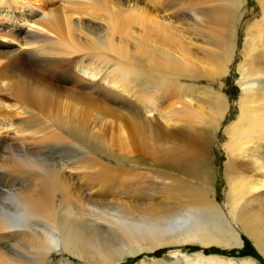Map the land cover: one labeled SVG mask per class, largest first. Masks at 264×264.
I'll use <instances>...</instances> for the list:
<instances>
[{
	"label": "bare ground",
	"instance_id": "6f19581e",
	"mask_svg": "<svg viewBox=\"0 0 264 264\" xmlns=\"http://www.w3.org/2000/svg\"><path fill=\"white\" fill-rule=\"evenodd\" d=\"M66 1L74 8L65 21L55 11L34 7L36 0H0V233L13 242L12 255L3 254L0 264H64L66 256L72 260L67 264H258L251 257L238 260L204 251L239 249L245 235L264 258V204L255 206L252 199L264 190V149L262 143L255 155L242 149L245 132L264 130V111L251 117L246 109L239 119L245 128L232 125L230 130V152L219 170L228 186V220L214 200L219 165L209 125L227 122L226 97L219 93L202 103L187 100L185 110L159 112L157 100L165 103L173 95L156 90L155 97L148 96L116 76V71L120 76L134 72L136 78L143 76L138 79L143 87L149 81L141 68L117 64L118 57L129 58L113 45L120 3ZM136 1L128 0L131 15ZM155 8L161 52L173 58L148 56L150 71L195 77L182 32L166 19L164 6ZM97 13L104 14L99 16L104 21L100 33L97 19L90 17ZM80 14L90 15L91 23ZM72 16L76 18L70 20ZM58 26L66 37L54 33ZM225 36L224 29L216 28L212 37L227 45ZM176 44L177 51L166 53ZM221 49L220 58H225L227 48ZM82 52L86 57L81 58ZM102 63L111 65L106 75ZM7 98L16 104L7 106ZM181 117L188 123L177 121ZM90 122L97 131L88 129ZM48 123L68 139H42ZM7 132L24 139L2 137ZM106 146L116 149L114 162L104 160ZM58 147L67 154H55ZM131 167L154 172L136 175ZM196 247L203 251L185 252ZM165 250V260L155 258Z\"/></svg>",
	"mask_w": 264,
	"mask_h": 264
},
{
	"label": "rangeland",
	"instance_id": "374dc122",
	"mask_svg": "<svg viewBox=\"0 0 264 264\" xmlns=\"http://www.w3.org/2000/svg\"><path fill=\"white\" fill-rule=\"evenodd\" d=\"M116 1L120 3V9L115 26L116 32H114L115 37L113 45L114 47L124 49L129 54V58L127 60H122L118 57L117 59L119 60H117V64H119V62H122L124 65H126L125 63L132 64L131 70L132 68H141L140 70H142V73L148 75L149 81L146 83L147 87L141 86L140 84L143 83L138 79L143 78V76L140 75L136 78L134 72L129 73V75L120 76V73H118L119 71H116L117 78L123 77V79L129 82V84H134V88L135 86L139 87V92H145L148 96L155 97V95L159 93H165L168 96L173 95L174 98L173 96L172 98L169 97V100L165 103H161L157 100V104H160V107L158 108L159 112L162 109H164V111L174 110L178 112L180 110H185L187 109V100L192 102L193 100H197L202 103L204 100L213 99L214 95L219 93L226 97L229 105L227 122H223L218 127H215L210 124V121L209 125L214 129L212 132L214 135L213 152L215 153V159H217L216 164L219 165L217 166V172L219 173L218 179H216L213 187L215 193L214 200L216 201L217 206H219L224 212L225 217H229L227 214L228 208L226 202V194L228 192L227 181L224 175H221L219 170H221V165H224L225 161L223 159L227 158L228 153L230 152L229 146L232 138L230 130H232L234 125L235 128L237 127L236 129L245 128V125H242L239 119L243 111L246 109L251 111V117H255L256 113L264 111V91L260 90L262 87L264 89V0H137L136 2H132V5L135 4L134 10L136 11L133 12L131 9L132 15L129 12L128 0ZM158 1H162V3H159ZM36 2L37 4L35 3L34 7L37 9L45 10L47 12L55 11L57 13L54 12V14H56L57 17H61L62 20L65 21L66 17L71 14L74 8L73 4L68 3L66 0H44V2L36 0ZM156 6L159 8L160 6H164L167 11L166 19L172 20V26L177 27L178 32H182L181 42L183 47L189 49V53L187 54L192 59V62L195 63L197 72L195 77L182 76L179 79V77L173 76L170 71L162 70L160 73L150 71L152 68L148 65V56H152L158 60H164L167 56L173 58L172 54H166V56H164L161 52L162 37H158V31L155 28V21L158 19L157 16H155V14H157V8H155ZM144 11H147L149 16L141 14ZM176 11H178V14ZM230 13L232 15L228 16ZM161 14H163V12H161ZM172 14L176 15L174 16ZM101 15L104 14L97 13L93 16L80 14L79 16L86 18L85 22L87 23H91V20L89 19L90 17H93V21L97 19L95 21L97 24L95 25L97 27V33H100L101 26H104V21L99 19V16ZM74 17L76 18V16H72L70 20L74 19ZM1 21L3 24L10 23V21H7L5 18H1ZM216 28L225 30L226 36L223 38L227 39V45L218 44L217 41L219 38L212 37ZM231 29L233 33L231 32ZM54 33L60 37H66V31L62 28V26H58L57 29H54ZM175 36L180 37L176 31ZM221 47L227 48L225 58H220L221 54H223ZM177 49L178 44L175 46H169L165 51L166 53H170L177 51ZM83 53L85 52L80 54L81 58ZM108 55L113 56L110 55L109 52ZM83 57H86L85 54H83ZM100 63L96 62L95 64L100 65ZM91 65L92 64L87 61L84 63L86 68H90ZM101 66H105V69L104 67L103 69L106 75L107 72H109L111 65L106 66L102 63ZM131 70H128V72H132ZM153 81L154 84H150ZM247 87H252L253 90L247 93L244 92V89ZM243 92L248 96L245 97ZM4 102H6V105L9 107H13L14 104H16L11 98H7ZM9 115V117L16 116L14 113H10ZM183 117L177 121L180 123L187 122V120ZM207 123L208 121L206 124ZM47 125L50 126L46 130V133L44 131H41V133L45 138H50L45 139L40 134L42 139L49 141L50 139L55 138L56 135H58L57 137L60 136L64 139H68L67 136H64L66 133L63 132L62 129L59 128V131V129H57L52 123H48ZM88 125V129H92L93 131L98 130L91 122L88 123ZM105 132L110 134L108 131ZM13 133L14 132L4 133L2 137L10 138L15 142L24 139L19 136V134L18 136H14ZM234 133L238 135V133ZM245 133L246 134L242 140V149L250 148L252 149L254 155L258 151L264 149V130H252ZM100 134H102V129L100 130ZM108 139L111 141V135L108 136L107 140ZM208 139L210 140V138ZM261 143L263 145L262 149L258 148ZM63 150L65 149L62 147L54 149L55 154H59V156L67 152L65 151L62 153L61 151ZM105 150L107 153H103ZM112 150L116 151V149H111L108 146L102 150L103 155L108 154V156H103L106 157L104 160L109 161L110 163L116 160V156L112 154ZM51 152L53 153L52 150ZM85 152L88 154L90 153L87 149H85ZM40 157L43 158L41 159L38 157L40 160H48L47 156ZM150 170L151 169L146 171L141 167L138 169L134 167L130 168V171L135 172L136 175L142 172H149L147 174L149 176L152 172H154V169L153 171ZM256 196L252 197V199H254V205L256 206L257 204V206L260 207L264 204V190H259ZM115 198L119 199V197ZM228 220H230V218ZM11 247H13V242L4 240L3 234L0 233V257H2L3 254L12 255L10 251L12 249ZM198 251L200 252L203 250L201 247L186 248L185 250V252H189L190 255L197 253ZM204 252L207 255H218L238 260L251 257L257 261L258 264H264L263 256L256 249L252 240L245 235H243V246L239 249L233 248L230 250L214 246L206 249ZM167 253V250L156 253L155 258L160 260L163 258L165 260ZM149 257L154 256L151 255ZM64 258L67 260L64 264L72 262L70 257L66 256ZM123 264H130V262H125Z\"/></svg>",
	"mask_w": 264,
	"mask_h": 264
}]
</instances>
